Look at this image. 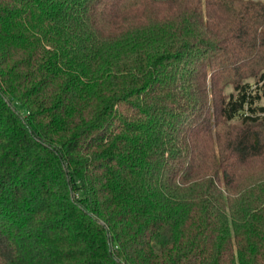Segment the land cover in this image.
<instances>
[{
	"label": "trees",
	"instance_id": "1",
	"mask_svg": "<svg viewBox=\"0 0 264 264\" xmlns=\"http://www.w3.org/2000/svg\"><path fill=\"white\" fill-rule=\"evenodd\" d=\"M0 264H264V0H0Z\"/></svg>",
	"mask_w": 264,
	"mask_h": 264
}]
</instances>
